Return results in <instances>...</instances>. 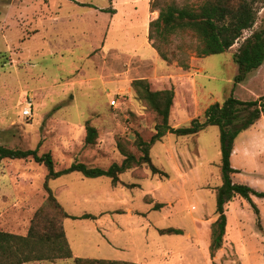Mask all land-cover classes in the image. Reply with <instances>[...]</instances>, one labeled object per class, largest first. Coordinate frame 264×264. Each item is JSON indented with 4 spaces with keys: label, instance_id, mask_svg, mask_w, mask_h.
I'll return each mask as SVG.
<instances>
[{
    "label": "rangeland",
    "instance_id": "rangeland-1",
    "mask_svg": "<svg viewBox=\"0 0 264 264\" xmlns=\"http://www.w3.org/2000/svg\"><path fill=\"white\" fill-rule=\"evenodd\" d=\"M204 0H0V145L38 155L49 152L55 171L74 162L107 168L121 163V143L134 155L136 135L148 140L159 121L137 97L133 82L151 91L172 89V127L187 126L230 94L249 101L264 95V61L234 85V55L252 32L264 29V0H253L255 20L222 53L200 56L192 33L147 39L149 22L167 4L197 7ZM113 11V12H112ZM32 97V116L21 102ZM96 129L85 142L86 125ZM151 163L110 178L79 172L49 179L67 218L70 258L20 264H77L74 257L137 264H264V198L234 196L224 204L222 244L209 254L221 183L219 130L208 125L192 136L167 133L149 149ZM234 183L264 193V113L234 140ZM44 164L26 159L0 163V231L25 235L46 197ZM133 185V186H131ZM161 206L153 209L154 204ZM177 228L182 234H163ZM9 259L0 255V264Z\"/></svg>",
    "mask_w": 264,
    "mask_h": 264
},
{
    "label": "trees",
    "instance_id": "trees-1",
    "mask_svg": "<svg viewBox=\"0 0 264 264\" xmlns=\"http://www.w3.org/2000/svg\"><path fill=\"white\" fill-rule=\"evenodd\" d=\"M113 12V11H112ZM255 20L253 0H204L197 7L177 6L167 4L160 7L158 15L149 22L147 39L162 59L166 54L156 45L157 41L167 42L171 34L192 33L199 41L198 54L207 56L226 51L241 36L242 31L252 26ZM237 63V73L234 85L242 82L248 73L257 69L264 61V29L252 32L237 48L234 55ZM264 82V79H263ZM137 97L146 107L155 112L159 121L154 124V133L148 140L136 135L134 146L141 153L136 157L121 143L118 149L124 156L121 163H112L107 168L87 166L82 162H74L68 167L55 171L53 159L49 152L37 154L36 149H15L0 145V163L3 159H26L44 164L47 169L44 188L46 197L35 210L27 233L16 235L0 231V255L9 259L6 264H20L32 260H49L72 257L71 249L65 237L64 220L66 218H89L90 214L72 216L59 203L51 189L47 186L49 179L62 174L79 172L84 177L95 178L106 176L115 185L118 175L125 170L139 166L142 163L149 167L151 174L166 176V173L156 168L150 160V147L162 136L172 133L176 136H192L208 125H214L219 130L220 179L215 188L216 219L212 223L209 254L220 248L226 228L224 204L234 196L250 199V195L264 198L263 192H258L246 184L234 183L231 174L234 169L230 163L233 143L237 135L251 126L264 113V95L256 100L243 101L230 94L222 103L214 102L203 111V120L193 118L187 126L172 127L168 124V115L172 105V89L151 91L143 79L133 82ZM96 137V129L86 125L85 142L92 144ZM133 186V185H131ZM156 203L153 209L160 207ZM163 234H182L181 229H160ZM77 264H137L129 261L110 259H88L74 257Z\"/></svg>",
    "mask_w": 264,
    "mask_h": 264
},
{
    "label": "built area",
    "instance_id": "built-area-1",
    "mask_svg": "<svg viewBox=\"0 0 264 264\" xmlns=\"http://www.w3.org/2000/svg\"><path fill=\"white\" fill-rule=\"evenodd\" d=\"M21 116L26 119H30L32 116V97L26 95L24 100L21 102Z\"/></svg>",
    "mask_w": 264,
    "mask_h": 264
},
{
    "label": "crops",
    "instance_id": "crops-1",
    "mask_svg": "<svg viewBox=\"0 0 264 264\" xmlns=\"http://www.w3.org/2000/svg\"><path fill=\"white\" fill-rule=\"evenodd\" d=\"M66 219H67V218H66ZM66 219H65V220H66Z\"/></svg>",
    "mask_w": 264,
    "mask_h": 264
}]
</instances>
